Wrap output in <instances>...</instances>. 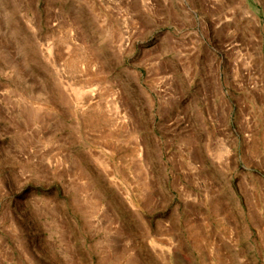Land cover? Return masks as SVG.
<instances>
[{
	"label": "rangeland",
	"instance_id": "rangeland-1",
	"mask_svg": "<svg viewBox=\"0 0 264 264\" xmlns=\"http://www.w3.org/2000/svg\"><path fill=\"white\" fill-rule=\"evenodd\" d=\"M0 264H264V0H0Z\"/></svg>",
	"mask_w": 264,
	"mask_h": 264
}]
</instances>
